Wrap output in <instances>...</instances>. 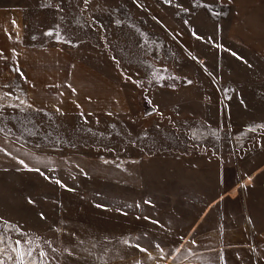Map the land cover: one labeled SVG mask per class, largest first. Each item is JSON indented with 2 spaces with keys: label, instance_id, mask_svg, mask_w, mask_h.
I'll return each mask as SVG.
<instances>
[{
  "label": "rangeland",
  "instance_id": "rangeland-1",
  "mask_svg": "<svg viewBox=\"0 0 264 264\" xmlns=\"http://www.w3.org/2000/svg\"><path fill=\"white\" fill-rule=\"evenodd\" d=\"M145 1L0 0L23 8L26 45L110 64L132 96L125 115H55L31 109L15 88L24 86L19 72L0 82V264H68L63 225L45 213V194L33 193L48 175L52 185L92 190L121 220L159 222V239L137 238L143 264H264V171L249 165L245 173L256 177L248 186L239 168L264 136V56L239 46L226 12L155 18L142 11ZM146 104L155 108L150 116ZM30 151L51 155L52 167L82 162L86 176L36 171ZM223 162L227 219L210 209L214 185L200 182L199 193L188 184L215 177Z\"/></svg>",
  "mask_w": 264,
  "mask_h": 264
},
{
  "label": "crops",
  "instance_id": "crops-1",
  "mask_svg": "<svg viewBox=\"0 0 264 264\" xmlns=\"http://www.w3.org/2000/svg\"><path fill=\"white\" fill-rule=\"evenodd\" d=\"M142 7L143 12L155 18L215 17L226 12L223 15L232 19L230 34L239 46L264 56V0H171L170 3L168 0H148L142 3ZM24 18L23 8L19 6L0 7L1 83L7 84L11 81L13 70L19 72L24 78V86L15 88L22 90L31 109L40 113L113 117L131 112V90L123 88L113 66L107 63L93 65L60 47L26 45ZM257 146L255 156L248 161L242 159L239 163L241 174H245L248 186L254 184L252 181L256 177L245 173L249 165L256 167L258 172L264 171V136L259 139ZM29 153L36 156L31 157L35 165L33 169L43 170V173L59 170L63 174L72 172L75 177L86 176L82 162L75 161V167H72L73 164L68 165L63 160L60 162L63 165L52 167L51 155L41 156L31 151ZM27 155L30 158L28 153ZM10 156L14 159V154ZM17 157H20L19 154ZM187 162H191V159ZM28 167L31 168L30 163ZM187 167L192 168L195 165L193 163ZM226 167L224 162L216 164L215 177L207 178L205 174L201 178L195 175L198 180L188 182L199 193H203L200 182L206 184L204 188L210 189L214 185L213 192L219 195L210 209L215 208L224 219L228 218L226 199L229 187ZM17 168L21 169V166ZM179 173L175 175L177 178L180 177ZM86 174L94 176L91 171ZM141 174L155 178V174ZM188 177L190 178V174ZM47 178L43 179V186L33 189V193L45 194L42 199L47 202L45 213L50 220L59 219L63 225V254L69 261L68 264H143L137 253V238L141 235H154L159 239L164 233L161 224L151 217L141 215L133 221L121 220L112 209L95 201L92 190L73 184L52 185L49 175ZM178 187L192 190L190 186ZM175 188L177 189V185ZM51 202L57 204V208L53 206L54 210L47 208ZM210 209L206 203L205 211ZM222 231L218 240H226Z\"/></svg>",
  "mask_w": 264,
  "mask_h": 264
},
{
  "label": "water",
  "instance_id": "water-1",
  "mask_svg": "<svg viewBox=\"0 0 264 264\" xmlns=\"http://www.w3.org/2000/svg\"><path fill=\"white\" fill-rule=\"evenodd\" d=\"M144 112H145L146 116H150L155 112V108L152 107L150 104H146V106L144 108Z\"/></svg>",
  "mask_w": 264,
  "mask_h": 264
},
{
  "label": "snow or ice",
  "instance_id": "snow-or-ice-1",
  "mask_svg": "<svg viewBox=\"0 0 264 264\" xmlns=\"http://www.w3.org/2000/svg\"><path fill=\"white\" fill-rule=\"evenodd\" d=\"M168 2L170 3L171 2V0H168ZM21 163H23V161H21ZM36 171H39V169H35ZM57 183H60L59 181H57ZM3 241L2 240H0V243H2ZM142 251H145L144 249H141Z\"/></svg>",
  "mask_w": 264,
  "mask_h": 264
},
{
  "label": "built area",
  "instance_id": "built-area-1",
  "mask_svg": "<svg viewBox=\"0 0 264 264\" xmlns=\"http://www.w3.org/2000/svg\"><path fill=\"white\" fill-rule=\"evenodd\" d=\"M20 101H21V102H24L23 97H20ZM15 106H17V103H15Z\"/></svg>",
  "mask_w": 264,
  "mask_h": 264
}]
</instances>
